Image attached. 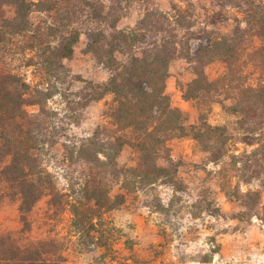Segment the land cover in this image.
<instances>
[{
	"label": "trees",
	"instance_id": "obj_1",
	"mask_svg": "<svg viewBox=\"0 0 264 264\" xmlns=\"http://www.w3.org/2000/svg\"><path fill=\"white\" fill-rule=\"evenodd\" d=\"M136 3L141 4L136 24L121 27ZM217 4L211 22L231 9L242 14L231 32L210 21L195 31L196 15L188 5L164 11L148 0H0V201L19 202L21 232L32 230V210L46 197L56 215L70 214L79 244L105 246L103 216L122 206L128 193L162 183L182 188V163L169 146L182 137L197 140L210 162L230 159L237 181L224 190L244 208L235 217L264 220L262 191L241 188L264 182V0ZM83 33L87 51L109 72L107 82L84 79L65 64ZM18 57L33 69L34 83L15 64ZM177 59H185L194 75L183 95L200 112L196 123L166 92ZM215 62L224 70L211 78L206 67ZM55 96L65 102V111L49 105ZM107 96L105 124L85 137L66 134L64 121L78 122L85 107ZM214 104L236 117L232 126L209 121ZM239 143L245 148L235 147ZM126 150L135 155L131 165L121 163ZM53 160L65 165L66 191L50 170ZM116 186L125 191L115 193ZM150 204L166 208L160 197ZM207 210L215 211L209 202ZM59 261L55 238L21 241L0 230V264Z\"/></svg>",
	"mask_w": 264,
	"mask_h": 264
},
{
	"label": "rangeland",
	"instance_id": "obj_2",
	"mask_svg": "<svg viewBox=\"0 0 264 264\" xmlns=\"http://www.w3.org/2000/svg\"><path fill=\"white\" fill-rule=\"evenodd\" d=\"M153 7L170 11L172 4H179L196 15L195 31H200L205 22L222 32H231L236 26L235 16L241 17L238 10H229L225 16L211 15L220 10L218 0H148ZM141 4L136 3L130 15L120 22L121 27L134 26L141 15ZM32 83L36 76L31 67L24 66L21 57L15 60ZM65 64L73 74L97 83L107 82L109 72L98 63L95 56L87 51V36L83 33L74 47L71 58ZM222 63L215 62L206 67L211 78L223 72ZM194 77L185 59L173 61L166 92L174 107L187 113L190 123L199 120L200 112L193 101L187 100L183 93L187 83ZM81 83H76L71 91H76ZM107 96L93 101L78 115V122L64 121L67 135L85 137L94 129L108 121L106 117ZM230 104V101L227 102ZM49 105L65 111V102L59 96L50 100ZM35 110V106H29ZM236 117L225 111L220 104H214L209 113L213 124L227 123L232 126ZM175 159L181 161L179 179L182 188L167 184H157L136 193H128L126 202L104 214L106 245H93L84 248L78 237L73 235L70 214L61 212L56 215L48 208V198H42L32 210L30 220L32 230L23 233V223L19 202L0 201V230L12 231L21 241L26 237H53L59 244V264H264V220L236 218L243 210L241 204L229 198L224 190L227 182L236 183V172L230 166V159L216 164L209 161V154L192 137L174 138L169 141ZM244 149V144H237ZM234 148V147H233ZM132 151H124L122 165L134 163ZM50 170L56 175L58 187L66 191L69 176L64 172L65 165L53 160ZM247 188L262 191L261 212L264 217V182L241 184ZM116 186L114 192H124ZM160 197L166 208L161 211L150 204ZM211 203L215 211L207 210ZM218 209V211H217Z\"/></svg>",
	"mask_w": 264,
	"mask_h": 264
}]
</instances>
